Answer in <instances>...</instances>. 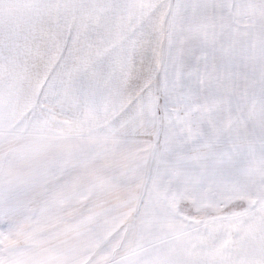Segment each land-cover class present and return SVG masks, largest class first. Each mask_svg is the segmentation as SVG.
I'll list each match as a JSON object with an SVG mask.
<instances>
[{"label": "snow or ice", "instance_id": "6c2138e0", "mask_svg": "<svg viewBox=\"0 0 264 264\" xmlns=\"http://www.w3.org/2000/svg\"><path fill=\"white\" fill-rule=\"evenodd\" d=\"M0 264H264V0H0Z\"/></svg>", "mask_w": 264, "mask_h": 264}]
</instances>
